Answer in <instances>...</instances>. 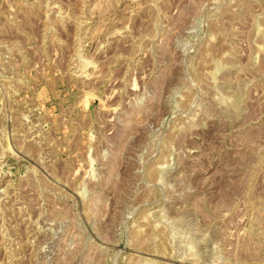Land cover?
<instances>
[{
  "label": "rangeland",
  "instance_id": "1",
  "mask_svg": "<svg viewBox=\"0 0 264 264\" xmlns=\"http://www.w3.org/2000/svg\"><path fill=\"white\" fill-rule=\"evenodd\" d=\"M0 264H264V0H0Z\"/></svg>",
  "mask_w": 264,
  "mask_h": 264
}]
</instances>
